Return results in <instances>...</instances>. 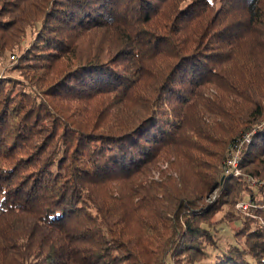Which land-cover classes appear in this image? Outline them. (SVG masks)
<instances>
[{
  "label": "trees",
  "instance_id": "1",
  "mask_svg": "<svg viewBox=\"0 0 264 264\" xmlns=\"http://www.w3.org/2000/svg\"><path fill=\"white\" fill-rule=\"evenodd\" d=\"M7 58L0 264H264V0H0Z\"/></svg>",
  "mask_w": 264,
  "mask_h": 264
},
{
  "label": "rangeland",
  "instance_id": "2",
  "mask_svg": "<svg viewBox=\"0 0 264 264\" xmlns=\"http://www.w3.org/2000/svg\"><path fill=\"white\" fill-rule=\"evenodd\" d=\"M30 40V35H28V38L26 40V44ZM10 64L9 59L7 58L4 60V65L0 69V76L5 75L7 76V73L5 71V66ZM9 75L13 77H17L15 73L8 72ZM158 177V174H156V178ZM240 203H247V202H240ZM248 204V203H247ZM249 208V204H248ZM245 211V210H243ZM217 231H218V236L216 239V246L210 245L209 249L207 250V255H209L208 259L207 257L204 259V261L212 262L215 258L216 254L221 253L222 248L226 247L228 244H232L235 242L234 237H235V230L231 228L228 222H221L220 224L217 225ZM203 241V240H202ZM206 255V256H207Z\"/></svg>",
  "mask_w": 264,
  "mask_h": 264
},
{
  "label": "built area",
  "instance_id": "3",
  "mask_svg": "<svg viewBox=\"0 0 264 264\" xmlns=\"http://www.w3.org/2000/svg\"><path fill=\"white\" fill-rule=\"evenodd\" d=\"M229 163H231L234 166L237 165V162L236 161H230ZM238 207L241 208V209H243V210H246L248 208V204L247 203H239L238 204Z\"/></svg>",
  "mask_w": 264,
  "mask_h": 264
}]
</instances>
